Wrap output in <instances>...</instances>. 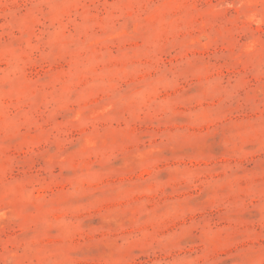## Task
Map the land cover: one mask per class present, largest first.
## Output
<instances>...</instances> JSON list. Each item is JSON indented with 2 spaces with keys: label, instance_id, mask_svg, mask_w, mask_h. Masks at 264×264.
<instances>
[{
  "label": "rangeland",
  "instance_id": "obj_1",
  "mask_svg": "<svg viewBox=\"0 0 264 264\" xmlns=\"http://www.w3.org/2000/svg\"><path fill=\"white\" fill-rule=\"evenodd\" d=\"M0 264H264V0H0Z\"/></svg>",
  "mask_w": 264,
  "mask_h": 264
}]
</instances>
